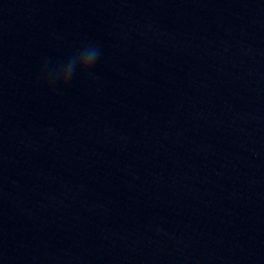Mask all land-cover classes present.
<instances>
[{
  "label": "clouds",
  "instance_id": "1",
  "mask_svg": "<svg viewBox=\"0 0 264 264\" xmlns=\"http://www.w3.org/2000/svg\"><path fill=\"white\" fill-rule=\"evenodd\" d=\"M100 56L99 48L94 44H87L84 46L82 50H79L77 54H75L71 61L74 65H77L76 70L72 75L67 78H57L50 79L49 83L55 85L56 83L67 84L73 77L74 73L79 71L84 74H90L91 69L96 64L98 58Z\"/></svg>",
  "mask_w": 264,
  "mask_h": 264
}]
</instances>
